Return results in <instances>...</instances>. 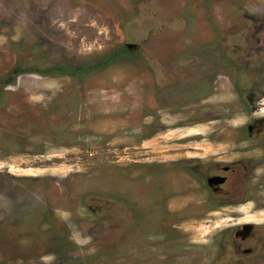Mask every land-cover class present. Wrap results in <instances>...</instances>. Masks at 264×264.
<instances>
[{"label":"rangeland","instance_id":"1","mask_svg":"<svg viewBox=\"0 0 264 264\" xmlns=\"http://www.w3.org/2000/svg\"><path fill=\"white\" fill-rule=\"evenodd\" d=\"M233 56L264 69V0H0V264L226 263L264 187L213 200L191 159Z\"/></svg>","mask_w":264,"mask_h":264},{"label":"flooded vegetation","instance_id":"2","mask_svg":"<svg viewBox=\"0 0 264 264\" xmlns=\"http://www.w3.org/2000/svg\"><path fill=\"white\" fill-rule=\"evenodd\" d=\"M151 37L152 40H158L155 35ZM231 38L227 36L224 40ZM230 62L234 67L230 69L232 78L229 83L217 85V79L214 77L212 85V89L216 91L219 87L222 88V94L225 96L223 99L227 101H222L221 104L216 101V105L212 107L217 117L215 120L221 119L222 113L226 112L220 111L221 107L228 108V116L223 117L233 121L236 128L229 133V138L223 139L224 141H212L213 144L216 142L215 146L218 147L225 145L226 149L215 150L212 158L206 161L203 156L191 159L194 162L192 171L211 191L213 200L221 203H248L253 188L264 187V69H261L264 63L257 62L254 68L261 70L252 73L245 67L248 65L247 60L244 63L239 57L233 56ZM222 130L215 134L223 136L226 133ZM224 241L228 244L226 251L230 258L223 264H256L253 259L264 248V224H236L227 231ZM260 246L262 248L259 250Z\"/></svg>","mask_w":264,"mask_h":264}]
</instances>
